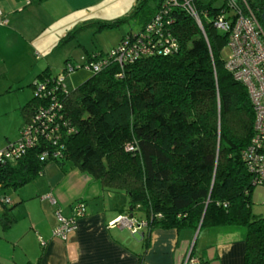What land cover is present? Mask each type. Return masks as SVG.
<instances>
[{"label":"trees","instance_id":"trees-1","mask_svg":"<svg viewBox=\"0 0 264 264\" xmlns=\"http://www.w3.org/2000/svg\"><path fill=\"white\" fill-rule=\"evenodd\" d=\"M167 1L136 0L126 16L83 23L64 34L58 46L84 29L97 32L134 18L139 30L122 34L114 48L124 42L128 48L161 47L169 38L175 47L138 56L122 68L112 63L72 90L63 84L71 58L60 73H39L20 107L19 133L30 127L32 142L19 156L0 159V195L10 199L0 203L6 208L0 220L4 228L15 221L6 190L32 182L54 161L124 194V211H142L150 229L243 227L244 264H264V217L251 214L255 185L243 159L254 111L246 86L221 55L227 37L214 19L222 3L193 0L205 38L191 14ZM247 3L264 26V0ZM157 14L161 26L145 35ZM107 52H88L75 69ZM55 101L60 106L53 108Z\"/></svg>","mask_w":264,"mask_h":264},{"label":"crops","instance_id":"crops-1","mask_svg":"<svg viewBox=\"0 0 264 264\" xmlns=\"http://www.w3.org/2000/svg\"><path fill=\"white\" fill-rule=\"evenodd\" d=\"M135 1L0 0L5 18L0 23L3 64L8 71L24 72L17 85L32 88L31 82L44 69L60 73L71 58L65 55L60 66L53 60L64 34L83 23L126 16ZM5 44L14 45L5 49ZM94 51L103 50L90 52ZM45 168L30 182L34 184L12 190L13 196L10 188L6 190L15 221L4 228L0 220V264H183L188 255L197 264H244L245 232L239 227L150 229L144 215L124 211L128 207L124 194L106 190L90 173L61 164ZM78 202L85 214L76 228L66 239L52 236L56 212L70 216ZM5 209L0 208V216ZM120 216L134 219L137 230L118 223Z\"/></svg>","mask_w":264,"mask_h":264},{"label":"built area","instance_id":"built-area-1","mask_svg":"<svg viewBox=\"0 0 264 264\" xmlns=\"http://www.w3.org/2000/svg\"><path fill=\"white\" fill-rule=\"evenodd\" d=\"M222 12L214 19L217 29L224 32L227 37L226 45L230 49V55L225 61V67L233 77L241 81L247 88L253 111V134L248 147L243 152V159L246 161L249 171L253 175L254 185L264 186V26L251 9L247 0H220ZM168 3L179 5L195 19L202 34L206 38L201 18L193 4V0H168ZM161 16L157 14L147 25V35L152 30H158L161 26ZM5 22V18L0 11V23ZM174 46L171 38L166 39L163 46H147L128 48L126 42L117 47H113L101 56L87 60L85 67L92 72H100L112 63H117L122 68L126 62L133 61L138 56L148 54H167ZM78 64H67V72L73 71ZM121 75V72L120 74ZM62 76L59 80H62ZM43 88V85L38 87ZM60 105L55 101L53 108ZM50 109L46 110L47 114ZM44 113V112H43ZM41 117V114L36 118ZM30 127L23 128L19 133V138L15 142H9L7 146L0 149V159L2 157H16L23 153L24 149L31 144ZM130 150L131 146H127ZM5 161V160H4ZM8 197L0 195V203L9 202ZM85 214L84 206L81 202L75 204L70 216H64L59 211L56 212L57 223L52 230V236L66 239L76 228L78 218ZM117 222L128 226L132 231L137 230L138 223L134 219L120 216ZM197 264L198 261L188 255L183 264Z\"/></svg>","mask_w":264,"mask_h":264},{"label":"rangeland","instance_id":"rangeland-1","mask_svg":"<svg viewBox=\"0 0 264 264\" xmlns=\"http://www.w3.org/2000/svg\"><path fill=\"white\" fill-rule=\"evenodd\" d=\"M0 11L4 14L1 9ZM139 28V23H137L134 18H129L118 27L103 29L97 32H93L94 30L91 28L89 30H82L76 34L77 36H74L75 38L62 43L63 45L60 47V50L54 53L56 60L54 57L53 60L60 66L66 56H70L74 60V64H79L81 63V55L87 54L85 51H109L117 45L122 34L128 31H138ZM1 35H3V33ZM13 45L14 44H5L4 48L8 49ZM0 47H2L1 43ZM1 49L2 48H0V50ZM2 52L3 51H0V149L7 146L9 142H13L19 138V127L23 121L20 107L23 105L24 101L33 94V89L26 86V84L17 85V79L23 77L24 72L18 70L14 72L8 71L3 64ZM221 55L225 60L229 57L230 49L227 45L223 47ZM53 72L57 73L59 71L58 69H54ZM92 74L93 72L91 69L85 66L79 67L65 76L63 82L64 87L68 90H72ZM54 164H56V162L50 161L45 169ZM36 178H40V176ZM30 186L32 188V185ZM19 188L16 190H19ZM12 190L14 189L10 188L8 193L11 194V196L14 194ZM28 190V187L23 188V193L26 197H29ZM250 211L251 214L256 217H264V186L258 184L253 188ZM136 214L143 216L142 211H137ZM1 228L0 224V230ZM239 228L245 232L243 227Z\"/></svg>","mask_w":264,"mask_h":264},{"label":"water","instance_id":"water-1","mask_svg":"<svg viewBox=\"0 0 264 264\" xmlns=\"http://www.w3.org/2000/svg\"><path fill=\"white\" fill-rule=\"evenodd\" d=\"M261 19H262V21H264V14L261 15Z\"/></svg>","mask_w":264,"mask_h":264}]
</instances>
